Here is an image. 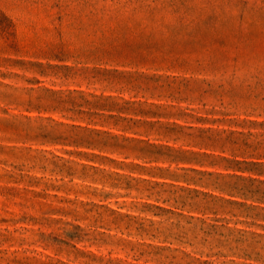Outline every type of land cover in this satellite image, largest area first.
Listing matches in <instances>:
<instances>
[{
  "label": "rangeland",
  "instance_id": "374dc122",
  "mask_svg": "<svg viewBox=\"0 0 264 264\" xmlns=\"http://www.w3.org/2000/svg\"><path fill=\"white\" fill-rule=\"evenodd\" d=\"M0 264H264V0H0Z\"/></svg>",
  "mask_w": 264,
  "mask_h": 264
}]
</instances>
